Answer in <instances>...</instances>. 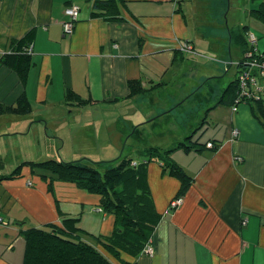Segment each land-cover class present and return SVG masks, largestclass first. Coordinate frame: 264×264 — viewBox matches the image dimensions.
Listing matches in <instances>:
<instances>
[{
  "label": "crops",
  "instance_id": "obj_1",
  "mask_svg": "<svg viewBox=\"0 0 264 264\" xmlns=\"http://www.w3.org/2000/svg\"><path fill=\"white\" fill-rule=\"evenodd\" d=\"M95 1L0 0V57L12 41L36 31L25 87L0 64V104L13 105L25 93L32 105L27 116H0L1 175L29 161L28 147L35 142L52 144L62 161L71 155L73 160L65 162L106 163L124 157L138 162L132 151L126 155L132 138L142 156L151 147L173 148L204 125V141H215L219 148L173 154L193 179L177 209L171 202L180 181L164 174L159 163L148 167L162 216L149 237L154 255L122 253L118 260L97 248L113 264H264V122L249 104L237 111L218 104L242 59L231 30L248 26L250 33L264 36V24L249 10L247 23L236 20L230 26L221 0H125L119 21L94 17ZM68 6L80 9L72 36L63 28ZM188 46L194 56L182 57L176 65ZM191 62L204 73L200 82L206 77L215 85L197 102H192L198 93L190 86ZM229 76L227 86L217 89L216 81ZM175 78L183 86L174 94ZM132 81L146 90L162 85L129 97ZM70 91L92 102L69 103ZM62 214L79 219V227L95 236L109 237L115 229L114 217L100 208V197L73 184L57 182L51 194L28 168L21 177L0 183V264H23L26 243L20 232L60 225Z\"/></svg>",
  "mask_w": 264,
  "mask_h": 264
},
{
  "label": "trees",
  "instance_id": "obj_2",
  "mask_svg": "<svg viewBox=\"0 0 264 264\" xmlns=\"http://www.w3.org/2000/svg\"><path fill=\"white\" fill-rule=\"evenodd\" d=\"M258 1V6L249 11L250 15L264 24V1ZM181 1H179L180 3ZM120 5L125 0H96L94 17H104L108 20H121ZM69 8L71 6H68ZM66 11V10H65ZM66 16V15H65ZM67 18V17H66ZM79 18V17H78ZM67 20V19H66ZM249 27L231 30V40L242 52V59L237 66V72L229 85L218 96V104L231 106L249 104L256 116L264 122V84L258 79L257 87L250 85L252 96H245L239 85V75L250 69L251 63H264V51L250 43ZM36 31H29L23 38L11 42L10 49L0 57V64L13 72L19 78L20 85L28 83L30 70L33 66V43ZM181 58H176V65ZM252 77H258L259 71L253 70ZM162 84H153L149 90L140 82L129 83V97L145 94ZM260 88V91L257 89ZM67 101H75L79 106H85L92 99H82L70 91ZM236 110V111H237ZM32 112V105L25 93L13 105L0 104V116H27ZM207 123V119L204 124ZM264 125V123H263ZM200 127L185 142L176 144L170 149L149 148L142 153L143 161L134 162L130 157H124L113 162L95 163L92 161L65 162L62 160H47L45 162L25 161L17 166L12 173L0 175V183L14 180L22 176L28 168L33 177L48 184V191L54 194L57 182L73 184L78 189L100 197V208L115 219V229L111 236L92 235L79 227V219L62 214V222L47 224L39 228L22 230L20 235L25 240L26 250L23 264H113L104 253L97 248L102 246L114 258L120 260L122 253L139 257L145 252L151 232L158 226L162 216L158 212L148 181V167L151 163H159L164 174L180 181V190L175 199L182 198L193 184V179L172 158L176 151L186 153L203 152L212 143L218 150L215 141H204L206 129ZM32 187V186H31ZM91 239L94 243L88 242ZM124 264H131L126 263Z\"/></svg>",
  "mask_w": 264,
  "mask_h": 264
},
{
  "label": "rangeland",
  "instance_id": "obj_3",
  "mask_svg": "<svg viewBox=\"0 0 264 264\" xmlns=\"http://www.w3.org/2000/svg\"><path fill=\"white\" fill-rule=\"evenodd\" d=\"M221 1H223V5H224V1H225V5L227 7L225 10L228 12V14H227L228 20L227 21L229 22L230 26H232L236 22V20H240L241 22L247 23L246 21H247L248 11L253 9V8H256L258 6V1L254 2L252 0H230L229 6H228V0H221ZM184 2H187V1H182V3H184ZM184 4H186V3H184ZM195 20H196V17H195L194 21ZM251 34H253V33H250L248 35L249 41H250L249 37ZM254 35H255V38L257 39L258 43L260 44V46H259V44H257V46L260 47L259 49H261V51H264V36L260 35L259 33L257 34L256 32L254 33ZM187 49L189 51H187L185 53L182 52L183 54H182L181 59H180V64L182 63V57H184L186 59V58H188V56H194V54H195L193 46H188ZM201 61H203V59H201ZM189 65H192V62ZM182 70H183V67L181 68V71ZM190 70H191V68H190ZM178 71H180V69H178ZM200 73L204 74L203 71H201L199 68H194L192 65V76H191V80H190V86H191V88H194V90L198 93L192 102H197L199 99H204V96L208 95L210 93V91H212L211 88L215 87L214 84H211V83H214V81L209 80V82H207L206 77L202 81L203 83L200 82V78H199ZM228 80H230V76L227 77L222 83L219 81H216L217 82V84H216L217 89L219 88V86H221V88H225L228 84ZM179 86H183L182 80L175 78L171 91L174 94L177 93ZM183 96L185 97L186 95L184 94ZM244 105H246V104H240L238 106V108L242 107V106L244 107ZM198 108H199V104H198ZM233 110H234V108H233ZM149 143L150 144H160L159 142H149ZM69 144L70 143H68V145ZM174 144H176V143H174ZM166 145L167 144L162 145V146H166ZM18 146L22 147L23 143H19ZM128 146H130V147H128ZM128 146L126 148V155L130 154L132 151L134 154L133 157L135 159H140L141 161L144 160V157L140 156L139 153L135 152V150H134L135 144H134L133 138L130 140ZM154 146H160V145H154ZM171 146H173V145H171ZM69 147L70 146H68V148ZM28 151L30 153L32 152V156L29 159V161H32V162L40 163V162H45V161L51 160V159L61 160V159H59V155H56L52 152L53 151L52 150V144H50V143L47 145H45V143L39 145L37 142H35L33 146L28 147ZM66 160L72 161L73 159H72L71 155L68 154V155H66L65 161ZM1 174H4V173L0 172V175Z\"/></svg>",
  "mask_w": 264,
  "mask_h": 264
},
{
  "label": "built area",
  "instance_id": "obj_4",
  "mask_svg": "<svg viewBox=\"0 0 264 264\" xmlns=\"http://www.w3.org/2000/svg\"><path fill=\"white\" fill-rule=\"evenodd\" d=\"M79 11H80V9L76 6H71L70 8H68L65 11V15L67 17V20L63 23V28H64V33L66 36H72L73 35L75 23L78 21ZM249 38H250V43L257 47L258 41L255 38V35L251 34ZM183 51L187 52L189 50L186 47H184ZM250 66L251 67L249 70H246L239 75L240 89L242 90V94H244L245 96L246 95L252 96V93L249 90L250 89L249 87H250V85L257 87L258 79L259 80L262 79L264 82V63H261L260 61L257 60V61H254L253 63H251ZM253 70L259 71L258 77H252L251 72ZM257 90L260 91V88H258ZM236 110L237 109L234 108V111H236ZM238 135H239V132L237 130H235L234 131L235 139L238 137ZM208 148L213 149L214 148L213 144L209 143ZM238 160L241 161L240 158H238ZM28 186L33 187V183L29 182ZM182 202H183L182 198L174 199L171 202V208L177 209L180 205H182ZM0 223H3V220L1 218H0ZM143 254H148L150 256H153L154 252L149 246H147L145 249V252Z\"/></svg>",
  "mask_w": 264,
  "mask_h": 264
}]
</instances>
